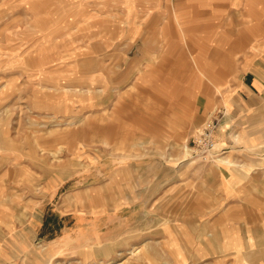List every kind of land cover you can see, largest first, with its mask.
<instances>
[{"label":"rangeland","instance_id":"rangeland-1","mask_svg":"<svg viewBox=\"0 0 264 264\" xmlns=\"http://www.w3.org/2000/svg\"><path fill=\"white\" fill-rule=\"evenodd\" d=\"M247 2L264 6L0 0V264H264V93L241 92L264 18ZM211 119L213 155L191 158ZM128 197L149 217L90 241Z\"/></svg>","mask_w":264,"mask_h":264},{"label":"crops","instance_id":"crops-1","mask_svg":"<svg viewBox=\"0 0 264 264\" xmlns=\"http://www.w3.org/2000/svg\"><path fill=\"white\" fill-rule=\"evenodd\" d=\"M248 2L245 6V10L247 12H251L252 14L256 13V15H257V13L259 14L261 12L262 13V19H263L264 18L263 17L264 6L259 7V8H261L260 11H254V9H256V7H255L256 4L252 5V3H248ZM249 28L250 27L247 26L245 29L246 45L249 44L250 42L252 44V42L255 40H257V41L259 40V38H256L254 36V35H257V33L253 34L252 30L249 31ZM250 29H252V28H250ZM260 34H261L263 42H264V28L261 29ZM257 37H258V35H257ZM229 38H230V40L233 39L232 33H229ZM229 44H230V42H229ZM252 55H253V52L250 55H248V57L246 58L247 61L254 59V58L252 59V57H251ZM255 60H257V58H255ZM243 79H244V87L242 88L241 92H243V93H254V94L255 93H261V92L264 93V67L263 66L252 65L251 69L248 70L247 72H245V74L243 75ZM208 87L212 88L210 86H208ZM212 106H213L212 101H209V99H205L203 109L207 113V115L212 110V108H213ZM224 127H225V129H224ZM227 127H229V124H228V122H226V118H225L222 120L221 128H220L219 133L216 137L218 139L219 143L221 141H223L224 139L228 138L224 132ZM182 163H183V161L180 162V164L178 165L180 167H178L177 169H174V171L176 173H177V171L178 172L181 171V174L184 175V164H187V163L191 164V162L187 161L184 164H182ZM115 169H116L117 175H119V173H121V170H123V168L121 166H117ZM170 172L172 173V170H170ZM109 175L110 174H108V177H109ZM108 177H107V180H108ZM182 177H184V176H182ZM172 185H173L172 181H170L169 183H166L164 190L166 191V190H168V188H172L173 187ZM61 186L62 185H60L58 188L60 189ZM178 189H181L180 195H181V199L183 201L184 200V179H182V181L180 182ZM132 197H133V194H132ZM199 197L200 196H197V199ZM164 200H165V207H164L165 215L172 214V211L171 210L169 211V207H170V205H172V201H173L172 197H169V195L166 193L164 195ZM65 202L68 204V207H66V208H68L67 210H69V211L73 210V207H71V203L67 202L66 200H64L62 202L63 206H66ZM139 204L140 205H138V203H136V201H134L132 203V201H130V198L128 197L127 204L120 205V203H118L117 206L115 205L116 207L113 205L115 208H117L116 212H118V218L116 220H108V219L104 220V218H106V216H109L110 214H115L114 211L109 212V209L104 211L103 210L104 208L102 209L103 210L102 214H100L101 217H99V215H90L89 216L90 218L98 220V217H99V220H101V221H100V225H97L96 227L94 226L95 229L93 230V233L90 235V237L88 239L90 241L91 240L95 241L96 239L100 240V241H113V240L117 239L118 237H121L122 235H124V233H126L125 232L126 227H128L129 225L133 226L135 223H136V225L137 224L140 225V223L144 220V217L147 215V214L145 215V213H147V212H145L146 211L144 208L145 205L143 204L144 207H141L142 204L141 203H139ZM182 205H183V203H182ZM137 206H140L142 208V214L144 213V216H140L138 219H133L131 217V214L136 213V211H137L136 207ZM115 208H113V209H115ZM105 212H107V213H105ZM121 213H123V214H121ZM63 214H66V215H61L63 217L64 216L65 217L71 216L70 213H63ZM75 217H81V215H75ZM148 217H149V215H147V218ZM162 219H160V220H162Z\"/></svg>","mask_w":264,"mask_h":264},{"label":"built area","instance_id":"built-area-1","mask_svg":"<svg viewBox=\"0 0 264 264\" xmlns=\"http://www.w3.org/2000/svg\"><path fill=\"white\" fill-rule=\"evenodd\" d=\"M215 128L214 121L211 119L208 123L204 124L197 133L190 137L186 149L189 151L191 158H199L208 160L216 147V142L213 137Z\"/></svg>","mask_w":264,"mask_h":264},{"label":"bare ground","instance_id":"bare-ground-1","mask_svg":"<svg viewBox=\"0 0 264 264\" xmlns=\"http://www.w3.org/2000/svg\"><path fill=\"white\" fill-rule=\"evenodd\" d=\"M247 257V256H246Z\"/></svg>","mask_w":264,"mask_h":264}]
</instances>
